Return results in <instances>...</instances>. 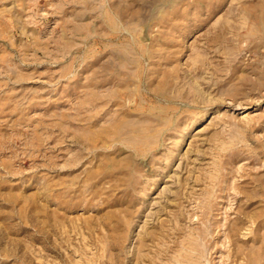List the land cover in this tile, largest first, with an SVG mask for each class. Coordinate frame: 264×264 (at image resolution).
<instances>
[{"label":"rangeland","instance_id":"rangeland-1","mask_svg":"<svg viewBox=\"0 0 264 264\" xmlns=\"http://www.w3.org/2000/svg\"><path fill=\"white\" fill-rule=\"evenodd\" d=\"M0 264H264V0H0Z\"/></svg>","mask_w":264,"mask_h":264},{"label":"bare ground","instance_id":"bare-ground-1","mask_svg":"<svg viewBox=\"0 0 264 264\" xmlns=\"http://www.w3.org/2000/svg\"><path fill=\"white\" fill-rule=\"evenodd\" d=\"M126 57V56H125ZM129 120V119H128ZM116 131V130H115ZM123 132H125V131H123ZM197 241V240H196ZM205 263V262H204Z\"/></svg>","mask_w":264,"mask_h":264}]
</instances>
